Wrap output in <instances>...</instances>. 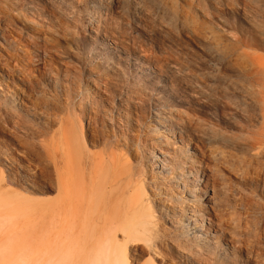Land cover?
<instances>
[{"label":"rangeland","instance_id":"374dc122","mask_svg":"<svg viewBox=\"0 0 264 264\" xmlns=\"http://www.w3.org/2000/svg\"><path fill=\"white\" fill-rule=\"evenodd\" d=\"M157 108L188 148L153 121ZM263 116L264 0H0V264H41L45 248L58 258L76 245L78 228L44 209L60 196L59 174L71 194L101 196L112 154L148 174L145 220L155 226L148 244L128 241L129 262L264 264ZM191 143L212 179L206 204L205 179H191L196 207L221 230L203 246L192 226L175 242L165 218L189 197L174 180L162 181L166 196L150 183L149 150L188 162ZM94 201L81 236L103 232Z\"/></svg>","mask_w":264,"mask_h":264},{"label":"bare ground","instance_id":"6f19581e","mask_svg":"<svg viewBox=\"0 0 264 264\" xmlns=\"http://www.w3.org/2000/svg\"><path fill=\"white\" fill-rule=\"evenodd\" d=\"M261 96H263V95H261ZM22 100H25V99H22ZM26 101L28 102V99H26ZM124 106H126V105H124ZM32 108L34 111V107H32ZM26 109L28 110V113H30V110L28 108H26ZM163 112L164 111H162V110L160 111L157 108L155 113H153V121L157 124V126H160V128L163 129L164 134H167L168 136H171V137L176 136V138L178 139V142H180V144L182 145L181 146L182 148H183V146L185 148H188L189 145L187 143L184 145L183 136L180 133H178L179 131L175 132L173 125L169 124L168 121H166L165 119H163L161 117ZM263 124H264V116H263ZM260 136L261 137H260V139H258V143L262 147V146H264V126H262V129L260 131ZM191 144H192V153L190 154L189 159H188L189 160L188 161L189 164L187 165L188 167H186V164L188 163L187 161L185 162V161L177 158L175 155H170L167 151H163L162 148H160V147H159L160 149L157 151H155L154 149L149 150L148 158L152 161L151 168L152 167L156 168V170H157L156 174L158 176V177H156V179L152 178L153 180L151 179L150 183H153L154 189L161 193L159 195L163 194L166 196V194L164 192L165 190L163 189L162 181L166 178L169 180H174L178 184V186L180 187L181 191L184 192L189 197L188 199H186V201L189 202L186 205L187 207L184 206L183 210L178 211V212H176L175 207H173V206L169 207L164 212L165 218H166L167 222L170 224V228L173 229L174 232H176V235L174 237L175 242H177V243H178V241L180 242V239L185 237V234L188 231L189 227L192 226L193 228H195V230L200 231L201 234L203 235V240H202L203 243L200 244L203 246V245H209L210 242L213 240L214 241L219 240L220 237L217 236V234H218V232H221V230L218 231L219 229H217V227L219 228V225L217 227H215L216 224L214 225L210 218L207 219L208 222H206L205 221L206 219H203V215H201V213H200L202 211H200L196 207V202H197L196 192L193 189V183H192L191 179L194 182L199 177H203L205 179L204 183L202 185V189L200 190V195L202 197H204L203 202H205V204H206L207 201H209L211 198V196L207 197L208 196L207 189H208L209 181L211 179L210 178L211 175L210 174H209L210 176L205 175V172H203V169L201 167L202 166V164L200 162L201 160L200 159H199V161L197 160V158H198L197 152H199L198 151L199 146L196 145L195 143H191ZM182 148H181V150H182ZM3 152H1V153H3ZM199 153H201V152H199ZM102 154L104 155V153H102ZM51 155H53V154H51ZM103 155H101V156L103 157ZM94 158L97 159L96 156ZM104 158H105V156H104ZM104 158L102 160H104ZM106 158H109V159H106L107 162H105L106 161L105 160L104 161L105 163L104 162L101 163V166L102 165L106 166L105 167L106 170H102L103 172L105 171V177L103 178V179H105V181H104L103 191L101 190V196L98 194V191H96V193H94L95 192V190L93 189L94 187L92 188L94 190V192L92 191V193H89L91 191L88 190L89 191V192L87 191L88 194H86V193L77 194V195H75L74 193L71 194V191L68 189V185L66 183V180H67L66 177L64 176V174L63 175L59 174V178L57 176V178H58V181H57L58 182L57 183L58 188L57 189H58V193L60 194V196H59V198L57 197L58 199L52 203L51 208L44 209L45 212L48 211L49 209H51L50 211L53 212L52 214L54 215V217H57L62 221H67V219H69L71 221V225H73L74 228L79 229V228H81V224H79V223L82 221H87L90 218L89 213H87V208H90L92 203H94V202L96 203V201H94V199H96L97 201L99 199V200L103 201L102 206H103V211H105V212H103V214H105L104 215L105 216V222L103 224L104 225L103 232L100 234L99 233L100 231L98 232V231H95V229L92 230L91 228H88L87 233H85L84 235L81 236V233H78L76 231L78 229H76L72 237H74V240H77L79 244L76 243V245H74L72 243H69V245L64 246V247H66V250L64 252V256L60 255L61 258L63 257L62 259L60 257L57 258L56 255H53V253H54L53 250H55V249H52V247L45 248V250L42 252L43 253L42 256L40 255L41 256V258H40L41 264H132L131 261L129 262L128 254L126 253V244L128 243V241L140 240V241L146 242L147 244L150 241L151 234L148 235L147 227L149 226V228H151V227L153 228L155 226L154 225L155 223H153V221L145 220L147 216L151 217V218L154 217V215H153L154 213H153V211H151L150 207H146V205H144V203H143V201L146 199L145 198V192H144V187H146V185H145L144 179L148 175L147 172L144 171L143 168L142 169L136 168V166H134L132 164L120 163V162L115 161L116 155L113 156V154H112L111 157H106ZM194 158L196 159V161L192 162L191 159H194ZM65 159H68V158H65ZM79 159H81V157ZM98 159H99V157H98ZM98 159H97V161H98ZM100 159H101V157H100ZM62 161H63V159H62ZM95 161L96 160H94L91 163H93V165H94ZM80 162H81V160H80ZM78 163H79V161H78ZM64 164H65V162H64ZM69 164H71V162ZM104 164H106V165H104ZM63 166H65V165H63ZM79 166H80V164H79ZM1 167H2V165H1ZM68 167H70V166L68 165ZM90 167H91V165H90ZM54 168H56V167H54ZM80 168H81V166H80ZM93 169H95V168H93ZM101 169H103V168H101ZM30 170L31 169H29V171ZM80 170H82V169H80ZM114 170L119 171L120 174L119 175H116L117 173L114 174L113 173ZM185 171H186V173H185ZM77 173H78V171H77ZM79 173L81 174V176L84 174V173H81V171H79ZM185 179H186V181H185ZM82 182L84 183V179ZM87 184H85V186ZM73 185H76V184H73ZM77 186L78 185H76V188H77ZM70 188L73 189L72 184L70 185ZM26 190H28V189H26ZM162 190H163V192H162ZM83 191H86V188ZM72 192H74V190H72ZM130 192H133V194H131ZM172 197H173L172 199H174L175 201L182 200V198L179 196L177 197V195L172 196ZM151 201L149 200L148 203ZM146 203H147V201H146ZM100 209L102 210V207ZM212 209H213V207H212ZM100 212H102V211H100ZM209 215H210V213H209ZM214 218H218V217L215 216ZM92 221H93V219L90 218L89 221H87V222L89 223V225H91ZM136 221L138 223H132V222H136ZM148 232H150V230ZM117 236L121 237V240L124 241V243L122 245H119V240L117 241ZM121 240H120V242H121ZM223 240H225V238ZM199 241H201V240H198V242L196 240L191 241V242L192 243L195 242L196 245H199ZM151 247L154 248L155 245L152 244ZM58 248L63 249L62 246L58 247ZM59 250H57V251H59ZM178 250H180V249H178ZM148 257H149V260L146 262V264H153L152 263L153 262L152 256L149 255ZM180 261H183L184 263H187V264H193L191 262V256H181ZM27 264H28V262H27Z\"/></svg>","mask_w":264,"mask_h":264}]
</instances>
